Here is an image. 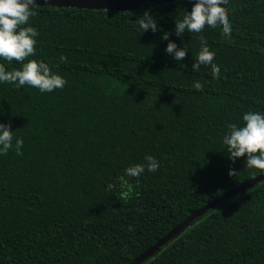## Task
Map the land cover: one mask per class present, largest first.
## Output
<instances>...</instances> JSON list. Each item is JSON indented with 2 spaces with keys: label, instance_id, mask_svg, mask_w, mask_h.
Returning <instances> with one entry per match:
<instances>
[{
  "label": "trees",
  "instance_id": "16d2710c",
  "mask_svg": "<svg viewBox=\"0 0 264 264\" xmlns=\"http://www.w3.org/2000/svg\"><path fill=\"white\" fill-rule=\"evenodd\" d=\"M192 2L144 1L131 11L35 6L28 24L38 30L36 53L25 62L43 60L67 83L51 93L0 84V122L23 140L21 155L13 148L0 156V264H129L262 173L244 157L232 162L222 141L228 124L264 111V0H230V36L177 37L175 20ZM146 11L161 31H138ZM163 32L188 49L183 62L165 54ZM200 41L219 79L202 66L192 71ZM146 155L158 170L127 176ZM140 264H264V180Z\"/></svg>",
  "mask_w": 264,
  "mask_h": 264
},
{
  "label": "clouds",
  "instance_id": "9594fccd",
  "mask_svg": "<svg viewBox=\"0 0 264 264\" xmlns=\"http://www.w3.org/2000/svg\"><path fill=\"white\" fill-rule=\"evenodd\" d=\"M36 0H0V61L11 63L19 62V70L8 71L0 63V84H11L16 88L30 86L37 88L41 93H51L62 89L67 81L64 77L52 71L49 64L43 60H27L36 53L38 30L29 26L31 17L37 15ZM230 0H193L191 11L185 10L182 19L175 20L173 32L177 37L188 33L191 38L202 37L205 31H220L224 36H230L232 25L228 12ZM137 29L141 33L151 30L153 33L161 31L156 19L147 11L139 17ZM172 33L163 32L161 39L167 41L165 54L171 56L177 63L183 62L188 49L178 47L170 39ZM66 60L61 56L60 61ZM215 57L209 54L207 45L200 41V54L193 67V72H199L201 66L210 70L212 78L219 79L221 68L214 64ZM194 90L201 92L196 85ZM242 126L230 123L223 136L228 158L235 162L244 157V166L249 169H258L264 172V111H250L242 116ZM11 125L0 122V156L7 155L9 150L15 149L16 155H21L23 140L14 138ZM15 139V144L13 141ZM145 164H135L125 169L129 177H138L148 172H155L160 167L159 161L152 155L145 156ZM235 173L229 170V175ZM122 179V178H121Z\"/></svg>",
  "mask_w": 264,
  "mask_h": 264
},
{
  "label": "water",
  "instance_id": "95a60500",
  "mask_svg": "<svg viewBox=\"0 0 264 264\" xmlns=\"http://www.w3.org/2000/svg\"><path fill=\"white\" fill-rule=\"evenodd\" d=\"M144 1H149L152 5L157 6L166 3H172L177 0H36V5H45V6L71 5V6H76L77 9H94V10L108 9L112 11H131V10L139 9ZM262 180H264V172L257 175L253 179L239 185L238 187L228 191L222 196L214 198L209 204L195 211L186 219H184L181 223H179L174 228H172L166 235L161 237L154 245L147 248L139 256L134 258L129 264L142 263L146 258L150 257L162 245L166 244L171 238L181 233L192 221H194L197 217L201 216L207 210L213 208L221 201L230 198L232 195L236 194L237 192H240Z\"/></svg>",
  "mask_w": 264,
  "mask_h": 264
},
{
  "label": "rangeland",
  "instance_id": "374dc122",
  "mask_svg": "<svg viewBox=\"0 0 264 264\" xmlns=\"http://www.w3.org/2000/svg\"><path fill=\"white\" fill-rule=\"evenodd\" d=\"M56 7H73V8H77L76 6H71V5H56Z\"/></svg>",
  "mask_w": 264,
  "mask_h": 264
}]
</instances>
